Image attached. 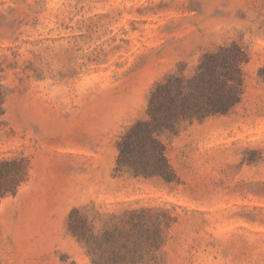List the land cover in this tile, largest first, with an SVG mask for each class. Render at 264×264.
Instances as JSON below:
<instances>
[{
    "label": "rangeland",
    "instance_id": "374dc122",
    "mask_svg": "<svg viewBox=\"0 0 264 264\" xmlns=\"http://www.w3.org/2000/svg\"><path fill=\"white\" fill-rule=\"evenodd\" d=\"M233 43L239 101L155 133L169 173L120 166L157 85ZM2 161L1 264H264V0H0Z\"/></svg>",
    "mask_w": 264,
    "mask_h": 264
},
{
    "label": "trees",
    "instance_id": "16d2710c",
    "mask_svg": "<svg viewBox=\"0 0 264 264\" xmlns=\"http://www.w3.org/2000/svg\"><path fill=\"white\" fill-rule=\"evenodd\" d=\"M247 61L243 47L233 43L221 47L218 53L205 54L192 79L171 76L165 83L157 85L150 99L151 120L139 121L123 138L119 165L135 160L139 164V167L134 166L137 172L169 173L171 167L164 145L155 133L172 128L180 118H205L227 112L239 101L243 85L242 65ZM17 164V161L0 162V200L8 193H16L24 179L25 172L17 168Z\"/></svg>",
    "mask_w": 264,
    "mask_h": 264
}]
</instances>
